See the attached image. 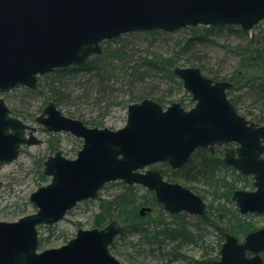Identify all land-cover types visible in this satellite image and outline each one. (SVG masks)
<instances>
[{
  "label": "water",
  "instance_id": "95a60500",
  "mask_svg": "<svg viewBox=\"0 0 264 264\" xmlns=\"http://www.w3.org/2000/svg\"><path fill=\"white\" fill-rule=\"evenodd\" d=\"M264 21V0H0V94L26 86L56 68L85 63L101 53V42L124 33L194 26H238L250 32ZM193 105L163 106L143 98L126 107L117 129L88 126L48 101L35 122L45 132H68L81 139L74 158L59 148L43 161L50 181L31 192L35 212L0 221V264H122L110 245L121 230L113 219L102 227L79 228L58 247L37 251V227L56 223L79 201L95 198L113 181L138 184L153 192L170 213L201 215L205 200L188 187L164 178L158 163L182 167L197 148L234 143L223 161L251 175L252 189H236L231 200L241 214H264V123L240 114L230 101L229 80H214L197 66L175 65ZM35 126L13 115L0 96V169L22 146L37 145ZM150 211L142 207L140 214ZM222 238L208 264H263L264 226L242 238L216 225Z\"/></svg>",
  "mask_w": 264,
  "mask_h": 264
},
{
  "label": "trees",
  "instance_id": "16d2710c",
  "mask_svg": "<svg viewBox=\"0 0 264 264\" xmlns=\"http://www.w3.org/2000/svg\"><path fill=\"white\" fill-rule=\"evenodd\" d=\"M187 29L188 34L182 36H174L176 31L155 29L104 40L101 53L91 56L83 64L56 68L44 74L41 82L27 91L40 95L43 104L52 101L57 107L66 109L91 106L85 123L104 127V117L113 106L126 109L129 103L143 98H152L166 106L181 91L187 95L172 68L175 65L197 66L207 77L229 80L232 87L227 95L236 110L252 121L264 123V24L256 25L252 32L229 25H198ZM231 37L237 42H232ZM212 46L223 50L218 63L210 62L208 47ZM230 57L236 59L233 65L230 62L232 68L221 67L220 63ZM180 101L184 106L190 105L187 96L183 95ZM67 112L83 116L73 110ZM29 116L33 118V115ZM47 142L52 150L50 140ZM42 160H34L38 183L45 181L41 174ZM160 167L167 180L181 183L206 201L204 213L192 215L182 211L172 214L157 203L153 192L145 187L109 182L105 188L113 187L112 192L105 196L100 192L96 198L84 203L95 202L89 218L91 227L104 226L113 219L122 225L110 245L111 251L125 246L137 255L162 264H208L207 260L217 257L222 242L216 225L236 236H244L255 229L248 217L263 215L241 214L235 207L231 200L233 191L252 189V178L226 164L220 150L211 152L197 148L182 167L174 170L162 164ZM28 205L32 206L29 201L18 205L14 214L25 213ZM142 206L159 211L154 216L150 212L142 216L139 212ZM212 233L214 241L209 240ZM49 242L50 238H42L39 245L43 247Z\"/></svg>",
  "mask_w": 264,
  "mask_h": 264
},
{
  "label": "rangeland",
  "instance_id": "374dc122",
  "mask_svg": "<svg viewBox=\"0 0 264 264\" xmlns=\"http://www.w3.org/2000/svg\"><path fill=\"white\" fill-rule=\"evenodd\" d=\"M264 21L259 22L258 24L263 25ZM257 24V25H258ZM255 28V27H254ZM254 28L252 31H254ZM176 32L173 34L174 36H182L188 34L189 30L187 27L175 30ZM250 31V32H252ZM232 42H237V39L231 37ZM103 42V41H102ZM101 42V43H102ZM208 53L211 57L210 62L215 63L221 58L223 55V50L221 47H208ZM93 56V55H92ZM233 65L236 62L234 57H230L226 60V62H221V67H228L232 68L231 64ZM218 63V62H217ZM216 64H214V67ZM230 66V67H229ZM43 76V75H42ZM41 76L38 77L37 83L41 82ZM37 85V84H36ZM36 87V86H35ZM183 87V86H182ZM27 89H33L26 86H19L13 89H10L7 92L1 93L0 96L4 98L5 103L11 110V113L20 119H23L22 116L26 118V122L30 125L36 126L30 118V114L35 116L38 115L44 104L41 102L40 95L30 94ZM184 89V88H183ZM187 96L189 99L190 106L193 105L191 101L190 95L184 92H180L173 101H180L182 96ZM181 102V101H180ZM187 103V101H184ZM182 104V102H181ZM168 105V104H167ZM183 105V104H182ZM184 106V105H183ZM190 106L185 105L184 107L189 108ZM88 107V108H87ZM78 108V110L76 109ZM59 109L62 111L63 114L81 119L82 121H86L89 117V110L92 109L91 106H86V108L82 107H70L66 109L64 106H60ZM73 110L75 112L82 113L83 116H73L69 112ZM96 113L95 111L93 112ZM28 115V116H27ZM126 120V109L120 105H116L110 108L109 113L104 117V127H108L111 129H117L122 127L125 124ZM35 135L42 140V143L39 145H31V146H23L20 149L18 156L11 161L10 163L4 164L0 169V221H16L21 216L33 213L35 211L34 206L28 205L27 211L23 214L16 213L14 214L15 208L24 203L29 201V196L31 192H33L38 186L41 184L44 185L50 181V177H46L44 182L38 183L35 175V162L34 160L38 158H45V155H50L48 153V148L45 143L48 141V137L42 131H38ZM58 138L60 139L61 146L59 147L68 158H74L76 152L81 147L82 142L72 135H69L65 132L60 133ZM220 150L222 154V150L220 147L216 148L215 151ZM105 188V186H104ZM108 188V187H107ZM101 189V196H105L112 192V189ZM144 207V206H142ZM91 208L95 209V202L91 203H78L74 208L68 211L65 217L58 221L57 223L53 224L52 227H47L44 225L39 226L38 235L39 241L42 238H50V242L43 246V248H51V247H58L61 244H64L67 240L74 236L78 228L89 229L92 228L90 226L89 218ZM158 208L155 210H150L148 212L152 213L151 216H154L158 212ZM146 211H144L145 215ZM142 215V216H143ZM194 220V219H191ZM248 221L253 228H259L264 226V214H252L248 217ZM76 223H78L76 225ZM64 231V236L60 237L57 236ZM238 238H242V234L237 235ZM209 240L214 241L213 233L209 235ZM63 239H66L65 242ZM112 254L122 263V264H162L160 262L154 261L150 258L143 257L140 255L135 254L131 249L120 246L116 252L111 251ZM198 254V253H196ZM213 255H216L214 253ZM168 264H183L182 262H171Z\"/></svg>",
  "mask_w": 264,
  "mask_h": 264
},
{
  "label": "flooded vegetation",
  "instance_id": "af4514ba",
  "mask_svg": "<svg viewBox=\"0 0 264 264\" xmlns=\"http://www.w3.org/2000/svg\"><path fill=\"white\" fill-rule=\"evenodd\" d=\"M45 104H46V103H45ZM45 104H44V105H45ZM190 105H191V104H190ZM190 105H189V106H190ZM190 107H191V106H190ZM58 108H59V107H58ZM186 108H187V107H186ZM235 109H236V108H235ZM40 113H41V112H40ZM40 113H39V114H40ZM36 116H37V115L33 116V118H28L30 121H32L34 124H36V126H35V127H36V130L34 131V134L37 133L39 130L42 131V129H41V127H42L41 124L35 122V117H36ZM246 118H247V117H246ZM248 119H249V118H248ZM22 120L24 121V120H26V118L23 117ZM250 120H251V119H250ZM24 122H26V121H24ZM83 122H84V121H83ZM254 122H255V121H254ZM26 123H28V122H26ZM84 123H85V122H84ZM256 123H257V122H256ZM28 124H29V123H28ZM85 124H86V123H85ZM86 125H87V124H86ZM32 126H33V125H32ZM88 126H89V125H88ZM42 132L45 133V134L47 135V137L49 138L51 144L53 145L52 150H50V149H49V144H48V142L45 143V144L47 145V148H48V151H49L48 153H51L50 155H52L53 152H54V150H55L56 148H59V147L61 146L60 139L58 138V136H59L60 133H63V132H62V131H60V132H45V131H42ZM65 133H67V134H69V135H72V134H70V133H68V132H65ZM72 137H75V138H77L78 140H80V142H82L81 139H80L79 137L74 136V135H72ZM39 139H40V138H39ZM57 139H58V143L56 142ZM40 140H41V139H40ZM41 143H42V140H41V142H40L39 144H41ZM55 143H57V144H55ZM39 144H37V145H39ZM234 145H235V144L231 142V143H228V144L215 145V146L212 148V150H209V149H207V150H209V151H211V152H215V149L220 147L221 149H223V150H222V154H221V157H222V156H223V153H224L227 149L233 147ZM22 147H23V146H22ZM59 149H60V148H59ZM79 149H80V148H79ZM60 150H61V149H60ZM61 152H62V151H61ZM76 153H77V152H76ZM62 154H63V152H62ZM47 156H49V155H45V158L42 160V166H43V161L47 158ZM64 156H65V155H64ZM75 156H76V155H75ZM160 165H161V163H158V164L153 165L152 167H153V168H159V169L161 170L162 168L160 167ZM162 165H164V164H162ZM42 166H41V169H42ZM166 167H167V166H166ZM168 168H169V167H168ZM232 168H233V167H232ZM169 169H171V168H169ZM172 170H174V169H172ZM161 171H162V170H161ZM43 176H44V175H43ZM250 176H251V175H250ZM44 177H45V180H46V177H49V176H44ZM164 178H165V177H164ZM108 183H109V182H108ZM46 184H47V183H46ZM106 184H107V183H106ZM106 184H105V185H106ZM41 185H42V184H41ZM41 185H40V186H41ZM44 185H45V184H44ZM105 185H104V186H105ZM104 186H103V187H104ZM38 187H39V186H38ZM38 187H37V188H38ZM103 187H102V188H103ZM100 191H101V190H100ZM100 191L98 192V195H99ZM98 195H97V196H98ZM97 196H96V197H97ZM96 197H95V198H96ZM89 199H94V198H88V199H85V200L79 201V202H77V203L75 204V206H76L78 203H80V202H84V201L89 200ZM29 202L32 204V206H34V204H33L30 200H29ZM205 202H206V201H205ZM75 206H73L72 208H74ZM34 207H35V206H34ZM144 207H146V206H144ZM72 208H70L68 211H70ZM141 208H142V207H141ZM141 208H140V209H141ZM150 208H151V207H150ZM35 210H36V207H35ZM68 211H67V212H68ZM144 211H145V210H144ZM34 212H35V211H34ZM67 212H66V213H67ZM139 212H140V210H139ZM146 212H148V211H146ZM66 213H65V215H66ZM259 214H260V213H259ZM65 215H64V217H65ZM64 217H63V218H64ZM63 218H61L60 220H62ZM60 220H59V221H60ZM117 221H118V220H117ZM57 222H58V221H57ZM57 222H56V223H57ZM53 224H55V223L44 224V226L50 227V226H52ZM40 226H41V225H40ZM121 226H122V225H121ZM38 227H39V226H38ZM38 227H37V228H38ZM101 227H102V226H101ZM92 228H93V227H92ZM78 229H79V228H78ZM61 234L64 235V231H61ZM117 235H118V234H117ZM114 239H115V238H114ZM63 240H64V242H65L66 239H63ZM67 241H68V240H67ZM67 241H66V242H67ZM39 242H40V241H39ZM66 242H65V243H66ZM65 243H64V244H65ZM61 245H63V244H61ZM61 245H60V246H61ZM43 249H44V248L41 247V246L39 245V243H38V249H37V251L39 252V251H41V250H43ZM45 249H46V248H45Z\"/></svg>",
  "mask_w": 264,
  "mask_h": 264
}]
</instances>
